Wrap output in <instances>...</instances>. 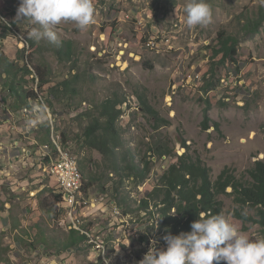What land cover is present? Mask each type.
Masks as SVG:
<instances>
[{"label": "rangeland", "instance_id": "1", "mask_svg": "<svg viewBox=\"0 0 264 264\" xmlns=\"http://www.w3.org/2000/svg\"><path fill=\"white\" fill-rule=\"evenodd\" d=\"M187 2L93 0L95 22L88 28L80 30L72 22H62L54 28L58 41L72 42L74 62L62 63L50 50L41 54L34 49L31 52L30 47L26 51V56L31 54L30 70L46 67L51 81L42 91L48 102L40 97L48 109L45 123L49 128L44 125L34 131L37 141H30L36 145L48 143L56 159L51 117L56 140L77 158L85 186L92 184L88 197L100 200L101 205L96 220L89 223L95 227L72 228L87 236L81 248L72 253L61 249L71 229L66 227L58 204L53 216L41 210L43 203L53 202V197L60 194L56 181L33 168L29 192L23 195L7 191L11 182L5 181L0 185L4 188L0 192V250L7 248L3 258L11 264H139L153 246L167 248L159 213L165 197L161 177L178 157L186 153L199 157L210 168L213 183L225 172L246 184L256 163L264 161V23L253 37L243 30L246 22L258 18L264 0H206L212 12L211 22L194 28L186 25ZM19 5L20 0H0V14L15 22L12 10ZM17 29L20 33L10 29L17 34L11 32L10 38L24 40V30ZM1 31L0 28V34ZM223 36L239 41L234 64H221V56H214ZM7 44V56L15 61L16 42ZM2 49L5 52V43ZM31 76L36 75L24 78L27 92H34ZM65 80L71 81L70 90L76 93L69 92L59 101L49 98V88ZM208 80L217 87L207 94L204 85ZM2 83L0 94L7 96ZM139 96L147 98L159 114L157 120L143 112ZM107 100L125 101L129 109L117 122L122 144L114 156L105 159L85 145L83 134L91 121L81 115L90 106ZM207 106H211V123L210 129L204 130ZM90 110L97 115L96 109ZM21 111L18 115L23 118ZM10 154L16 155L12 149L7 153ZM150 156L148 179L144 183L128 179V164L142 168ZM6 168L14 172L10 164ZM20 176L21 182L25 181L24 174ZM29 200L37 201L36 210ZM217 200L221 214L242 234L253 240L264 239L255 210L240 205L231 187L220 192ZM113 201L122 216L118 220L111 214ZM144 201L149 205L147 211L140 207ZM7 203L10 209L5 207ZM11 224H17V230ZM98 236L104 239L101 246Z\"/></svg>", "mask_w": 264, "mask_h": 264}, {"label": "trees", "instance_id": "2", "mask_svg": "<svg viewBox=\"0 0 264 264\" xmlns=\"http://www.w3.org/2000/svg\"><path fill=\"white\" fill-rule=\"evenodd\" d=\"M18 7L19 6L13 8V17H16ZM1 18H5L17 32H19L17 29L18 27L24 30V40L28 41L30 44L31 52L34 49L43 54L50 50L58 61L66 64L75 61V52L71 41L57 40L56 43H49L47 40L36 42L33 39H29L28 32L32 27L29 22H10L6 16L0 14V28L2 29L0 34V81H3L1 89L8 94L7 97L3 98L4 101L6 103L10 100L13 101L11 104L9 103V109L12 112H19L24 108H30L31 101L38 98L37 94L33 91L27 92L25 90V76H30L32 74L38 76L40 81L38 88L40 93H42L44 87L51 85L49 79L50 72L46 67L42 68L41 66H33L34 70L32 69L33 71H31L30 68L31 65H33L29 58L31 54L26 56V51L22 52L19 50L15 61L11 60L6 55L2 49V45H4L10 33L13 31L10 32V29L2 22ZM263 23L264 8L261 9L257 19L248 21L244 24L243 30L247 36L253 37L259 33ZM13 33H15V36L17 35L16 32ZM219 39L220 48L215 51L214 56H221V64H226L227 62L234 64L236 62L235 58L238 55L237 48L239 41L226 36ZM20 63H22L23 66H20ZM73 68H75L74 63ZM4 74L6 78H3L2 75ZM74 76L76 75L74 74ZM71 85L72 83L70 80H65L59 85L49 88L50 93L47 94L49 98L59 101L64 96H67L66 94L69 92L73 94L76 93L75 89L70 90ZM216 87L217 85H215L214 82L208 80L204 85V91L208 94L215 90ZM7 98H10V100ZM139 101L140 107L146 115L155 120L159 118V114L149 105L146 97L139 96ZM90 107L93 110L96 109V116H93ZM90 107L86 113L81 115L82 117H88L91 121L84 130L83 140L85 145L91 150L98 151L103 158L108 159L116 154V149L122 144L117 122L120 121L129 109L128 103L125 101L107 100L99 106ZM210 109L211 106H207L204 113L202 122L204 130L210 129L211 119L208 114ZM44 125H47L49 128L48 123L42 126L44 127ZM49 130H47L48 135ZM58 138H61V136L58 135ZM63 138L65 139V136H63ZM61 143L64 147L63 142ZM162 153L163 152L159 150L160 157L164 155ZM151 162L152 157L150 156L149 161H146V165L142 168L139 165L131 166L128 164V169L130 170L129 176H127L128 179L136 183H144L150 174ZM249 177L250 180L244 184L224 172L218 178L217 182L213 183L211 180L210 168L203 165L199 157H190L187 153L184 156L178 157L176 162L170 165L168 170L165 171L161 177L165 197L162 203L164 207L161 208L159 213L161 214L163 228L165 229L164 235L169 233L172 235L190 233L192 230L191 224L199 220L200 215L207 218L212 215L221 214L222 210L217 200L218 196L220 192L231 187L240 205H248L255 210L258 219L257 223L261 227L264 236V161L256 163L255 167L249 172ZM82 182H85L83 175ZM91 185V183L86 184L85 189L88 190ZM60 202H62L61 193L53 197V202L43 203L41 205V210L48 216H53L56 212V205ZM140 207L146 211L149 209V205L146 201H144ZM172 211H175V213L172 214ZM16 226L18 225H11L13 229L17 230ZM69 232L61 249L64 251L70 249L73 253L78 251L81 248V244L87 241V236L75 229H71ZM44 242L45 241H43V243ZM57 248L60 249V247ZM6 252L7 248L0 250V264H11L9 259L3 258ZM58 254H60V252H58Z\"/></svg>", "mask_w": 264, "mask_h": 264}, {"label": "clouds", "instance_id": "3", "mask_svg": "<svg viewBox=\"0 0 264 264\" xmlns=\"http://www.w3.org/2000/svg\"><path fill=\"white\" fill-rule=\"evenodd\" d=\"M184 12L189 28L206 26L212 19L206 0H188ZM24 21L32 25L29 39L56 43V26L72 22L80 30L88 28L95 22V6L93 0H20L15 22ZM30 111L32 116L26 121L30 128L48 119L43 103H32ZM191 229L190 233L165 235L166 250L153 246L139 264H264V239H250L223 214L200 215Z\"/></svg>", "mask_w": 264, "mask_h": 264}, {"label": "built area", "instance_id": "4", "mask_svg": "<svg viewBox=\"0 0 264 264\" xmlns=\"http://www.w3.org/2000/svg\"><path fill=\"white\" fill-rule=\"evenodd\" d=\"M4 24L7 26L8 29H14L13 26L5 19ZM16 42V46L20 51H30V45L26 44L24 40H13ZM33 52V51H32ZM197 79L200 80L201 77L198 75ZM31 83L33 85V89H35V94L43 98V100L47 101L45 94L39 92V77L38 76H31ZM5 98L3 95L0 94V114H7V120L5 124L11 125L16 123V116L14 115L16 112H12L9 109V105L4 101ZM33 103V101H32ZM32 116V114H31ZM31 116H26V121L31 118ZM17 124V123H16ZM30 128L27 126L28 131H39L40 127ZM17 146H13V148H18L19 142L16 143ZM29 151L27 149H20V155H22L23 161L30 160L32 163L33 168H37L40 166L41 161L38 159V151L36 149V144H32L29 147ZM35 150V151H34ZM46 151L49 154V161H52V170L49 174L52 177L57 185L59 192L62 194V202L58 203V207L62 210L64 214V219L67 223L66 227L68 229L72 228H79V227H90L94 224L93 222L96 220V213L100 210L101 202L100 200L88 197V190L85 189V182H78L76 181L75 176L71 173V162H70V152L65 147V156L64 161H57L53 155L50 153V148H46ZM27 152L30 153L29 156ZM115 202L111 203L112 205V216L116 220H118V216L122 217L120 214L117 213V207L114 205ZM122 222V220H121ZM99 246L104 244V239L98 236ZM97 253L96 251H94Z\"/></svg>", "mask_w": 264, "mask_h": 264}, {"label": "crops", "instance_id": "5", "mask_svg": "<svg viewBox=\"0 0 264 264\" xmlns=\"http://www.w3.org/2000/svg\"><path fill=\"white\" fill-rule=\"evenodd\" d=\"M13 43L14 41L10 38V36L7 38V41H5V53L6 55H8L7 49H9V44L7 43ZM17 48V46H15V49ZM18 48H17V52H18ZM10 58V56H9ZM12 60V58H10ZM4 97H7L6 95H4ZM10 100V98H7ZM13 101H9L7 103V105H9V103L11 104ZM16 116V123L11 124V125H7L5 124L8 115L5 113H1L0 114V185H2V183L4 184L5 181H10L11 185L9 188H7L6 190H10L11 193L13 194H17V195H23L22 192H29V189L27 188L28 180H30L33 176H32V169L33 167L31 166L32 163L30 160H26L23 161L22 159V155H20V149H27L29 151V146L34 144V142H31L30 139H34L33 137V132L34 131H28L27 132V125H26V120L24 118H22V116L18 115V112H16L14 114ZM37 141V140H36ZM19 142L18 148H13V146H17L16 143ZM50 144V142H49ZM42 148H45L46 151V144L44 145H36V149L38 151V159L41 160L43 158L44 152H42ZM11 149L13 152L16 153V155H11L8 156L7 153H11ZM6 152V154H5ZM47 152V151H46ZM48 153V152H47ZM51 153V151H50ZM30 153L27 152V155L29 156ZM7 155V156H6ZM49 155V154H47ZM47 155H44V158H47ZM8 157L10 158L9 161H7ZM47 162V159H46ZM10 164L11 169L14 170V172L11 170H9L8 168H6L8 165ZM20 164L21 167H20ZM30 170H28V169ZM24 169V170H23ZM28 170V171H27ZM38 170H40V166L38 167ZM19 171V172H17ZM22 171V172H21ZM20 173L24 174L23 178H25V181H22V176H20ZM40 175L44 176L42 174V172H40ZM38 176V175H37ZM45 177V176H44ZM29 178V179H28ZM14 180V181H13ZM13 184V187H11ZM16 184V185H14ZM4 188H0V192L3 191ZM35 192H30V195H33ZM20 200V199H19ZM31 202V207H34L33 210H36V205H37V201H33L29 200ZM5 207H9L10 209V204H6ZM9 209H7V212L9 211ZM29 210H31L29 208ZM9 224L8 226H10V221H8ZM12 225V224H11Z\"/></svg>", "mask_w": 264, "mask_h": 264}, {"label": "bare ground", "instance_id": "6", "mask_svg": "<svg viewBox=\"0 0 264 264\" xmlns=\"http://www.w3.org/2000/svg\"><path fill=\"white\" fill-rule=\"evenodd\" d=\"M35 92V89H34ZM33 103H43L41 102L40 96H38V99L35 100ZM32 104V103H31ZM21 114L23 115V118L26 119V116H31V111L30 108H24L21 111ZM50 126L53 129V121L52 118L50 117ZM51 130V138H52V143L54 145V151H55V155H56V160L57 161H64V156H65V150L63 148H61L60 144L58 143V141L55 138V134L54 132ZM42 152H44V155H47L48 153L45 151V148H42L41 150ZM43 158L39 161H41L40 163V169L42 170L44 176H49L51 170H52V161L51 163L49 162V155H47V158ZM47 159V162H46ZM70 162H71V173L73 174V176H75L76 181L78 182H82V171L80 169V166L78 164L77 158L75 156H73L70 153Z\"/></svg>", "mask_w": 264, "mask_h": 264}]
</instances>
